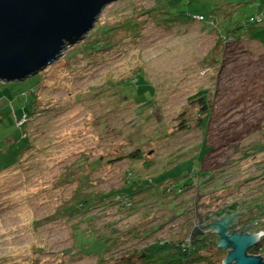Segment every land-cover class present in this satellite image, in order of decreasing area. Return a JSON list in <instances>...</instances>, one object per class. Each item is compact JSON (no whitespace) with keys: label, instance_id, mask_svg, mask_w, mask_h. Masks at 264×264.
Returning a JSON list of instances; mask_svg holds the SVG:
<instances>
[{"label":"rangeland","instance_id":"374dc122","mask_svg":"<svg viewBox=\"0 0 264 264\" xmlns=\"http://www.w3.org/2000/svg\"><path fill=\"white\" fill-rule=\"evenodd\" d=\"M156 1L115 0L42 78L0 82L16 89L0 85V108L10 99L8 115L31 113L18 121L22 128L0 121V264H124L127 249L203 234L217 208L264 188V22L245 32L255 26L250 19L264 17V0H173L161 16L173 27L146 15ZM223 34L232 35L224 45ZM85 43L108 48L87 55ZM201 89L212 107L206 133L192 101ZM135 151L140 163L128 157ZM200 165L224 169L213 179L225 175V184L211 178L178 199L161 194ZM129 172L145 183L139 193L127 204L99 200L131 187ZM78 195L92 206L70 215L64 208ZM255 207L264 226V192ZM134 229L152 236L125 238Z\"/></svg>","mask_w":264,"mask_h":264},{"label":"water","instance_id":"95a60500","mask_svg":"<svg viewBox=\"0 0 264 264\" xmlns=\"http://www.w3.org/2000/svg\"><path fill=\"white\" fill-rule=\"evenodd\" d=\"M114 1L0 0V82H23L46 69L83 40ZM239 214L200 228L210 227L219 236V246L228 252L224 264H264L263 256L249 254L262 240L250 232L254 226L241 232L233 228Z\"/></svg>","mask_w":264,"mask_h":264},{"label":"trees","instance_id":"16d2710c","mask_svg":"<svg viewBox=\"0 0 264 264\" xmlns=\"http://www.w3.org/2000/svg\"><path fill=\"white\" fill-rule=\"evenodd\" d=\"M156 2L158 3V6L155 7L152 11L147 12L146 15L150 14V17H154V16L158 15L159 18L156 20V22L158 23V22L162 21V22H164L165 26H168L165 22H167V20H169V19L161 17V16L168 14V8H172L176 3H173V0H164V1L158 0ZM151 12H154L152 14L153 16L151 15ZM196 15H201V14H196ZM190 18L192 21H196L191 16H190ZM210 19H214V17H211ZM252 19H254V18H252ZM206 21H207V19L205 20V22ZM209 22L213 26L216 23L215 21L213 23L212 20H210ZM198 23H200V22H198ZM251 24H253V23H251ZM173 26L174 25L168 26V27H173ZM246 26H248V25L246 24ZM255 26H256V24H255ZM253 30H255L253 27H248V29L245 32H247V31L252 32ZM230 36H232V35L231 34H228V35L223 34L222 35L221 38H222L223 45L227 42V40L229 38H231ZM96 46H98V48H95ZM88 48L90 51H89V53H87V55L95 52L96 50H98V51L99 50H105L108 47L105 43L104 44L98 43L95 45L92 43H88V44L85 43L82 45V49H88ZM216 62H219V61H216ZM141 72L143 73V71H141ZM34 76L41 77L40 73H38ZM34 76H32V77H34ZM139 77H142L141 74H139L137 76V78H139ZM41 81H43V79ZM122 84H125V82H122ZM0 85H1V87L5 86L6 90L9 89V91L11 93L16 91V89L8 88L7 85H5V84H0ZM208 94H209L208 90L201 89L195 95V97L192 98V101L194 102L195 106H197L199 108V119H198L199 129L203 130L204 133H206L204 130H206V127H207V124L209 121V117L211 116V110H212V107L210 106L209 101H208ZM8 101H10V99H8ZM8 101L6 100L3 103L5 105L2 108H0V121L5 122L6 119H9L10 121H12V124H14L15 127L20 128L21 126L18 125V121H20L22 118H24L25 116H27L31 113L28 112L27 115H24L21 118L19 115H12L11 113H10V115H8L9 109L5 108L6 104L9 103ZM144 105H146V104H144ZM31 108H32V106H31ZM139 109L146 110L147 106H140L139 108H137V110H139ZM17 112H19V111H17ZM181 116L183 118V121H182V125L180 126V128L181 129L189 128L188 119L186 118V113H183ZM16 119H18V120H16ZM23 132H25V131H23ZM29 146H30V140L26 144L25 149L29 148ZM251 151L254 152L256 150L253 149ZM138 152L139 151H135L132 153L130 152L128 154V157L132 160V162H136V163L141 162L140 157H139L140 154ZM248 156H249L248 153H246L243 157H244V159H248ZM176 161H173L172 163H174ZM168 164H171V162H168ZM214 170H212V171L203 170V168L200 165L199 169L196 172H194L193 174H190V176H187L188 179L186 180V182L183 185L180 186L176 183L166 182L165 185L167 184V186H165L164 190H163V185L161 186L162 187L161 194H163V192H164V194H163L164 197L172 196L173 199H175V198L178 199L182 196L183 193H185V192L187 193L189 190H191V188H193V186H196V184L199 185V188L201 190L205 187V185L208 182L212 181L213 176H214V173H213ZM133 172H129L128 177H127L128 181H126V184L128 186L131 185V187L126 188V190H125V187L121 188L120 190L115 191L114 193H112L111 195H108V196L102 195L99 197V200H106L112 196H115V197L120 196V199H118V202H120V203L125 202L126 203L128 200L130 201L131 196L134 195V193H136V192L139 193L142 190L141 187H143L145 184V183L140 184L139 180H136L137 183H136V181L133 182V180L135 179L134 178L135 173H133ZM217 172L222 173V172H225V170L218 168L215 170V174ZM221 175L218 176L216 179L214 178L215 180L219 179L220 177L223 178V179H220V181H219L220 185H218V186H220V188L222 187L223 184H225V180H224L225 175H222V176ZM255 179H256V177L252 176V177H249L247 179H244L243 181H244V183H247V182L253 181ZM262 179H264V176L262 177ZM81 180L85 183L87 181V178L81 176ZM209 180H211V181H209ZM152 182H153V180L150 181V183H152ZM239 185L240 184H238V186ZM243 185L244 184L242 183V186ZM260 192L263 193L264 188H262ZM260 192H258V191L253 192L252 194L255 195V197H253V195H252L253 199H251V200H248V198H246L247 197V195H246V197H244L243 202L235 200L231 204L227 203L223 207L217 208L214 211L213 215H211L208 219L209 220H211V219H222L223 217H225L227 215H233L236 213H240L239 214L240 215L239 225L243 226L244 227L243 229L248 227L247 226L248 222L250 221V219L252 217H254V218H252V221H253L252 224H256L260 231H264V227H262V228L260 227V226H262V223H260V220L257 217L259 214H261V212H260L259 208L255 207V203L259 202V197L262 194ZM78 196L75 197V200L72 204H70L69 206L64 208L65 212H68L70 215H72L74 213V211L82 210V209H84L86 213L89 212L88 209H90V207L92 206L91 200L88 199L90 196L89 195H78ZM161 197H162V195H161ZM131 204H133V203H131ZM165 204H169V203L166 201ZM121 207L124 208L126 206L125 205L123 206L121 204ZM153 229H154V231H156L158 228L156 229V227H153ZM136 230L137 229H134L132 232L130 230L127 231V234H125V238H135L137 240H145V239L152 236V232H151L152 230L151 231L149 230L148 232L143 233L142 236H140L141 234H137ZM117 233H119V232H114L112 235H115ZM210 234L211 233L205 232L203 234L195 236L194 238L191 237V235L190 236L184 235V236H180V237H174L171 240H168L166 242L163 240H161V241L158 240V241H155L154 243H149V244H146V245L138 247V248L137 247L129 248V250L127 249V253H125V256H123L120 261L124 264H222L223 260L227 256L228 252L226 250H224L223 248H221L219 246V240H215L216 237L214 235H210ZM103 239L109 240L113 244L115 243V241H114L115 238H112V239L111 238H103ZM263 240H264V238H262L260 243H258L254 247H252L249 250V254L257 255L260 253V254L264 255V250L262 248Z\"/></svg>","mask_w":264,"mask_h":264},{"label":"built area","instance_id":"2783aa9c","mask_svg":"<svg viewBox=\"0 0 264 264\" xmlns=\"http://www.w3.org/2000/svg\"><path fill=\"white\" fill-rule=\"evenodd\" d=\"M191 17L193 19H195L197 22H200V23L205 22V20H206V18L203 15H196V14H194ZM263 22H264V18L261 17V16L250 20V23H253V24H256V25H258L260 23H263ZM257 233H259L261 235V239L264 238V231H260V232H257ZM257 255H260V256H263L264 257V255L263 254H260V253L257 254ZM222 264H224V263H222Z\"/></svg>","mask_w":264,"mask_h":264},{"label":"flooded vegetation","instance_id":"af4514ba","mask_svg":"<svg viewBox=\"0 0 264 264\" xmlns=\"http://www.w3.org/2000/svg\"><path fill=\"white\" fill-rule=\"evenodd\" d=\"M248 216H249V215H248ZM249 217H250V216H249ZM252 218H254V217H252ZM252 218L250 219V221H249L248 224H247L248 227L251 226V224H252V222H253V221H252ZM239 223H240V215H239V217H238V222H236V223L234 222V224H233V228H234V229H238V231L241 232V231L243 230L244 227H243V226H240ZM260 223H261V222H260ZM252 225L254 226L253 229H256V230L258 229V227H257L256 224H252ZM260 225H261V224H260ZM262 227H264V226L262 225ZM234 229H233V230H234ZM253 232H254V231H253ZM259 243H260V242H259ZM250 249H251V248H250ZM250 249H249V250H250Z\"/></svg>","mask_w":264,"mask_h":264},{"label":"crops","instance_id":"0c3cea01","mask_svg":"<svg viewBox=\"0 0 264 264\" xmlns=\"http://www.w3.org/2000/svg\"><path fill=\"white\" fill-rule=\"evenodd\" d=\"M263 18H264V17H263ZM253 28H254V29H257L258 27H257V25H256V26H255V27H253ZM243 35H244V34H243ZM243 35H242V36H243Z\"/></svg>","mask_w":264,"mask_h":264}]
</instances>
